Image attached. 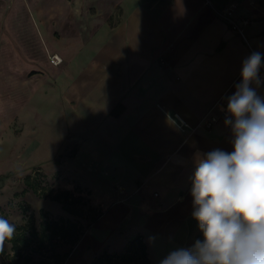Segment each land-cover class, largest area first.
<instances>
[{
  "label": "crops",
  "instance_id": "obj_1",
  "mask_svg": "<svg viewBox=\"0 0 264 264\" xmlns=\"http://www.w3.org/2000/svg\"><path fill=\"white\" fill-rule=\"evenodd\" d=\"M211 1L217 8L238 3L237 14L259 12L248 0ZM121 6L124 14L118 25L92 34L88 59L66 66L56 55L62 61L51 63V69H65L55 95L45 99L38 97V89L31 90V81L24 85L18 76L23 66L15 62L13 43H19L26 58L30 55L20 41V27L35 34L26 9L21 26L13 19L0 25V68L5 70L0 106L8 110L6 119L16 113L21 126L10 142L12 123L0 122L5 131L0 168L17 161L45 165L62 146L75 148L63 162L56 185L84 189L88 195L81 194L103 212L75 245L72 264L105 250L122 253L137 235L149 247L151 264H158L152 243L169 251L194 241L199 231L191 217L189 192L193 155L214 148L232 151L230 129L223 122L206 130L198 124L222 95L234 91L241 62L251 53L204 0H122ZM33 21L38 25L34 16ZM262 30L255 22L246 32L251 44L264 52ZM41 36L40 42L49 47ZM4 86L14 98L4 97ZM27 86L31 95L20 99ZM175 112L191 127H180ZM45 121L54 131L32 148L38 123ZM11 145H16V158ZM49 149L53 156L47 155ZM53 205L64 212L59 201Z\"/></svg>",
  "mask_w": 264,
  "mask_h": 264
},
{
  "label": "clouds",
  "instance_id": "obj_2",
  "mask_svg": "<svg viewBox=\"0 0 264 264\" xmlns=\"http://www.w3.org/2000/svg\"><path fill=\"white\" fill-rule=\"evenodd\" d=\"M264 52L241 62L222 100L232 151H197L189 176L191 217L201 238L169 250L158 264H264ZM226 104V107H225ZM17 226L0 216V252ZM150 237V240H154Z\"/></svg>",
  "mask_w": 264,
  "mask_h": 264
},
{
  "label": "rangeland",
  "instance_id": "obj_3",
  "mask_svg": "<svg viewBox=\"0 0 264 264\" xmlns=\"http://www.w3.org/2000/svg\"><path fill=\"white\" fill-rule=\"evenodd\" d=\"M122 0H0V25L2 21L13 19L21 26L23 20V9L27 12V17L30 18L35 25V34L31 32L28 27H20L19 35L22 45L26 49H30V55L26 58L19 43H13V48L17 55L15 62L21 67V72L18 75L23 80L24 85L31 81V90L38 89L37 94L40 99H45L54 96L55 87L61 77V72L65 68L51 69V56L60 55L64 58L62 65L68 66L71 61L79 59L84 62L89 58L86 50L91 43L92 34L103 26L114 27L120 23L124 14V8L121 6ZM16 8V11L13 9ZM35 14V15H34ZM33 16L38 25H40L41 32L49 41V47L46 43L40 42L42 39L39 26L34 24ZM3 45L1 44L0 47ZM63 67V66H62ZM4 68H0V83L5 80ZM30 86V84H27ZM24 89V91L22 90ZM20 99H26L31 95V90L22 88ZM4 97L12 99V94H8L9 90L4 86ZM15 94V93H14ZM13 94V98H14ZM8 111L0 106V122L9 121L12 124L7 131L10 142L14 141L21 132V126L18 122V115L16 113L11 118L6 119L4 111ZM11 110V109H10ZM17 115V116H16ZM64 126V125H63ZM58 128V132L62 130ZM38 134L32 146L35 147L39 143L45 141L46 137L52 130L51 124L47 121L38 123ZM4 132L0 129V157L5 153L4 146L2 145V138L4 139ZM9 142V143H10ZM13 158L17 157L14 153L16 145H11ZM75 148L62 146L58 151L55 158L49 160L45 165L31 164L30 166L19 164L17 162L1 166L0 174V216L9 219L15 225L24 223L29 216H34L37 221L40 220L42 211L51 214L55 217L65 216L72 219L80 220L83 226L87 225L93 216L85 208L84 213L80 217L68 213L65 209L61 212L53 205L54 200L51 197L61 191L67 190L66 188L57 187L56 179L60 178L61 166L63 162L72 156ZM46 155V153H44ZM54 155L50 149L47 155ZM52 155V156H53ZM37 158L40 157L34 154ZM35 157V158H36ZM70 178L74 176L69 174ZM1 177V175H0ZM30 177V182L36 183L38 189L34 186L28 185L27 178ZM75 178V176H74ZM75 193V197L87 196V191L80 188L71 190ZM77 193V194H76ZM83 196L84 199L87 198ZM86 200V199H85ZM90 200V199H89ZM97 209H100L96 206ZM95 207V208H96ZM95 211V214H97ZM25 213V214H24ZM193 241L189 244H191ZM9 244H5L8 249ZM67 245L60 247L62 253L69 252ZM152 253L155 262H159L168 250H162L161 245L152 243ZM171 250V249H170ZM77 255V246L73 247L72 252L66 258L64 264H72L71 261ZM88 259L82 264H91L96 258ZM80 260V259H79ZM80 262V261H79ZM80 264V263H79Z\"/></svg>",
  "mask_w": 264,
  "mask_h": 264
},
{
  "label": "trees",
  "instance_id": "obj_4",
  "mask_svg": "<svg viewBox=\"0 0 264 264\" xmlns=\"http://www.w3.org/2000/svg\"><path fill=\"white\" fill-rule=\"evenodd\" d=\"M27 180L28 185L38 189L39 186L35 182H30V177ZM77 189L80 191V188ZM75 196L77 195L74 192L64 190L53 195L51 199L59 201L63 209L77 217L84 213L85 208L93 212L94 217H91L87 225L83 226L80 220L71 217H55L44 211L39 221L33 215L29 216L24 223L16 225L14 239L6 242L10 247H4L3 252H0V264H64L85 231L103 213L92 205L91 200ZM197 238H201L200 232L194 240ZM65 245L68 246L69 252L64 254L60 247ZM125 247L122 253L111 254L105 250L91 264H151L149 247L142 235L130 239Z\"/></svg>",
  "mask_w": 264,
  "mask_h": 264
},
{
  "label": "built area",
  "instance_id": "obj_5",
  "mask_svg": "<svg viewBox=\"0 0 264 264\" xmlns=\"http://www.w3.org/2000/svg\"><path fill=\"white\" fill-rule=\"evenodd\" d=\"M205 4L213 7L216 11L218 17L223 19L227 25V27L236 33L237 35L241 36V38L246 42L249 47V50L255 51L260 50V48L254 47L246 32L247 27L251 26V24L255 22H260L263 25L262 34L264 35V0H248L249 6L257 8L259 11L258 13H244V14H237L236 10L239 7L238 3H231L223 8H217L211 0H204ZM62 61L61 57L56 55L51 56V63L54 65H59ZM261 76H264V69L261 70ZM221 96L208 110L206 115L201 119L198 126L202 127L203 129H211L215 125L219 123H224L225 113L220 111V105L224 104L225 102L222 100ZM226 107V104H225ZM173 117L177 120L178 125L182 128H190L191 125L186 121L184 117H182L179 113L175 112Z\"/></svg>",
  "mask_w": 264,
  "mask_h": 264
},
{
  "label": "bare ground",
  "instance_id": "obj_6",
  "mask_svg": "<svg viewBox=\"0 0 264 264\" xmlns=\"http://www.w3.org/2000/svg\"><path fill=\"white\" fill-rule=\"evenodd\" d=\"M78 257V256H77ZM77 260V259H76ZM80 261V260H79ZM79 261H77V262H79ZM76 263V262H75Z\"/></svg>",
  "mask_w": 264,
  "mask_h": 264
}]
</instances>
